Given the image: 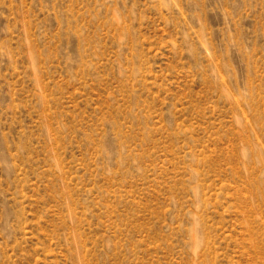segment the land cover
<instances>
[{"label":"rangeland","instance_id":"1","mask_svg":"<svg viewBox=\"0 0 264 264\" xmlns=\"http://www.w3.org/2000/svg\"><path fill=\"white\" fill-rule=\"evenodd\" d=\"M0 264H264V0H0Z\"/></svg>","mask_w":264,"mask_h":264}]
</instances>
